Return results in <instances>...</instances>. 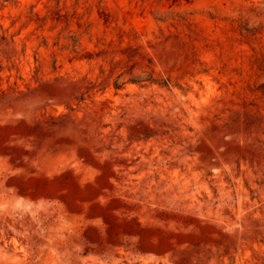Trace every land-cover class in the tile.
Segmentation results:
<instances>
[{
    "label": "rangeland",
    "instance_id": "rangeland-1",
    "mask_svg": "<svg viewBox=\"0 0 264 264\" xmlns=\"http://www.w3.org/2000/svg\"><path fill=\"white\" fill-rule=\"evenodd\" d=\"M0 264H264V0H0Z\"/></svg>",
    "mask_w": 264,
    "mask_h": 264
}]
</instances>
